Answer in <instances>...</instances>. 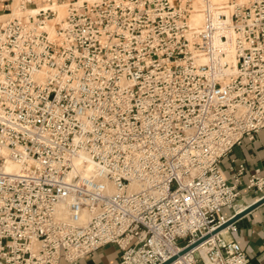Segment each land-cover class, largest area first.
<instances>
[{"label": "built area", "instance_id": "obj_1", "mask_svg": "<svg viewBox=\"0 0 264 264\" xmlns=\"http://www.w3.org/2000/svg\"><path fill=\"white\" fill-rule=\"evenodd\" d=\"M0 2V264H162L246 208L221 163L264 128V0ZM236 229L171 264H253Z\"/></svg>", "mask_w": 264, "mask_h": 264}, {"label": "crops", "instance_id": "obj_2", "mask_svg": "<svg viewBox=\"0 0 264 264\" xmlns=\"http://www.w3.org/2000/svg\"><path fill=\"white\" fill-rule=\"evenodd\" d=\"M14 2H10L12 6ZM3 3L0 2V8ZM0 12H3L0 10ZM240 163H245L246 170L242 177V197L240 202L243 207L255 202L257 194L245 189L251 174L257 167L264 173V128L261 129L254 139L245 137L241 144L234 146L232 152L222 159V169L226 176L232 177L235 173L231 166L238 168ZM232 210L225 208L224 213L231 215ZM236 230L225 234L226 239L237 241L249 256L251 263L264 264V203L247 212L234 222ZM122 250L116 244H108L97 251L80 259L77 263L62 261L61 264H121ZM203 264V262H200Z\"/></svg>", "mask_w": 264, "mask_h": 264}, {"label": "water", "instance_id": "obj_3", "mask_svg": "<svg viewBox=\"0 0 264 264\" xmlns=\"http://www.w3.org/2000/svg\"><path fill=\"white\" fill-rule=\"evenodd\" d=\"M264 203V196L258 200H256L255 202H253L252 204L248 205L246 208H244L242 211L238 212L237 214H235L232 218H230L228 221L224 222L221 226H219L217 229H215L213 232L203 236L202 238L198 239L196 242H194L193 244L187 246L186 248H184L182 251H180L177 255L173 256L172 258H170L169 260L165 261L162 264H171L172 262H174L175 260H177L179 258V256L185 254L186 252L194 249L195 247H197L199 244H201L202 242H204L206 239H208L209 237H211L212 235L218 233L219 231L225 229L227 226H229L230 224L234 223L236 220H238L241 216H243L244 214H246L247 212L251 211L252 209L256 208L257 206L261 205Z\"/></svg>", "mask_w": 264, "mask_h": 264}, {"label": "bare ground", "instance_id": "obj_4", "mask_svg": "<svg viewBox=\"0 0 264 264\" xmlns=\"http://www.w3.org/2000/svg\"><path fill=\"white\" fill-rule=\"evenodd\" d=\"M229 0H194V5H195V11L193 13V16H192V20L199 24L202 22V13H201V10H202V7L207 3V2H211V3H218V4H223V3H227ZM245 1V0H243ZM18 11V8L15 7L14 8V13H16ZM8 15L6 14H0V18L3 19V18H6ZM203 253H204V249H203Z\"/></svg>", "mask_w": 264, "mask_h": 264}, {"label": "rangeland", "instance_id": "obj_5", "mask_svg": "<svg viewBox=\"0 0 264 264\" xmlns=\"http://www.w3.org/2000/svg\"><path fill=\"white\" fill-rule=\"evenodd\" d=\"M15 7H16V4H14L12 8H15ZM16 13H17V12H16ZM16 13H15V14H16ZM0 19H1V18H0Z\"/></svg>", "mask_w": 264, "mask_h": 264}]
</instances>
